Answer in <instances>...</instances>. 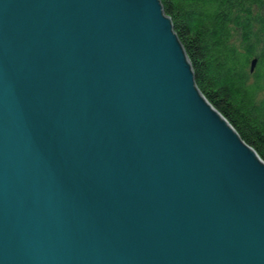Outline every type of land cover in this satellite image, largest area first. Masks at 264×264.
I'll return each mask as SVG.
<instances>
[{
    "label": "water",
    "instance_id": "1",
    "mask_svg": "<svg viewBox=\"0 0 264 264\" xmlns=\"http://www.w3.org/2000/svg\"><path fill=\"white\" fill-rule=\"evenodd\" d=\"M0 264H264V160L161 0H0Z\"/></svg>",
    "mask_w": 264,
    "mask_h": 264
},
{
    "label": "trees",
    "instance_id": "2",
    "mask_svg": "<svg viewBox=\"0 0 264 264\" xmlns=\"http://www.w3.org/2000/svg\"><path fill=\"white\" fill-rule=\"evenodd\" d=\"M161 3L197 87L264 160V0Z\"/></svg>",
    "mask_w": 264,
    "mask_h": 264
}]
</instances>
